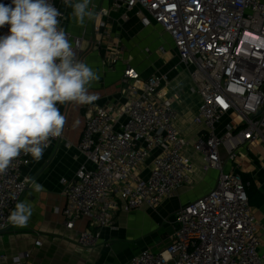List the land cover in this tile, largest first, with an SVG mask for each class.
Listing matches in <instances>:
<instances>
[{"label":"built area","instance_id":"2783aa9c","mask_svg":"<svg viewBox=\"0 0 264 264\" xmlns=\"http://www.w3.org/2000/svg\"><path fill=\"white\" fill-rule=\"evenodd\" d=\"M100 1L109 7L92 5L100 19L91 33L98 46L105 44L106 66L118 63L120 53L108 27L112 11L136 9L143 26L156 24L169 35L179 61L189 69L188 92L199 100L192 119L200 128L193 153L200 156L203 171L218 172L213 188L177 210L171 243L158 251L142 249L127 264H264L246 195L249 181L240 173L243 158L253 160L264 152V0ZM50 2L62 13L60 26L81 61L87 35L66 28L63 0ZM8 29L0 28V36ZM164 80L158 74L141 79L127 64L121 78L125 100L82 114L76 149L83 161L73 177L60 180L65 204L54 209L68 230L87 221L76 233L81 249L96 247L100 229L112 226L120 211L156 208L191 183L193 156L185 152L189 143L176 125L180 112L174 104L182 102L181 95L165 96ZM60 112L66 118V111ZM65 131L66 123L45 149L63 141ZM149 157V175L139 178L136 172ZM31 161V155L21 153L0 174V231L11 224L8 216L31 182L23 175ZM19 260L14 258V264ZM5 261L1 256L0 264Z\"/></svg>","mask_w":264,"mask_h":264},{"label":"crops","instance_id":"0c3cea01","mask_svg":"<svg viewBox=\"0 0 264 264\" xmlns=\"http://www.w3.org/2000/svg\"><path fill=\"white\" fill-rule=\"evenodd\" d=\"M92 5L109 7L108 3L100 0H91L89 7L93 10ZM65 12L66 19L70 16L74 18L70 7H66ZM124 15L127 19L123 18ZM94 19L90 20L92 26L100 19L97 13ZM107 21L110 36L116 35L118 38L119 61L114 66H106L102 61L105 44L98 46L94 42L92 27L83 31L87 38L83 42L81 61L99 75V80L93 81L89 88V92L99 98L86 105L72 102L79 115L76 116L74 131L69 134L66 115L64 140L45 149L39 160L32 158L30 165L23 169V175L28 176L31 182L21 202L31 207L32 215L27 226L10 224L0 231V257H6L1 264H14L16 257L20 258L19 264H127L142 249L158 251L170 244L177 226V210L206 194L217 181L218 172L203 171L200 156L192 150V143L200 133V128L192 122L199 100L188 92L189 69L179 61L169 35L156 24L143 26L136 9L112 11ZM127 64L140 73L141 79L152 74L164 77L162 92L165 96L171 97L175 91L180 93L182 102L174 104L180 112L176 125L189 143L185 152L193 156L194 174L189 185L177 189L158 207L142 206L130 212L120 211L112 226L100 229L96 247L81 249L76 243V233L87 225V221L79 220L72 230H68L64 227L61 214L54 212L55 208H62L65 204L60 180L73 177L83 161L76 149L83 127L80 125L78 128L80 109L123 102L125 97L121 92V78ZM70 105L61 104L59 109H64L68 114ZM65 141L72 143V146L66 147ZM241 161L240 173L255 189L247 190V195L251 197L250 205L258 228V250L264 254V152L253 160L243 158ZM151 166L152 157H149L136 172L138 177H148ZM37 185L40 186L39 190Z\"/></svg>","mask_w":264,"mask_h":264},{"label":"clouds","instance_id":"9594fccd","mask_svg":"<svg viewBox=\"0 0 264 264\" xmlns=\"http://www.w3.org/2000/svg\"><path fill=\"white\" fill-rule=\"evenodd\" d=\"M63 3L81 26L96 16L91 0ZM61 16L50 0L0 3V28L9 26L0 36V174L21 153L39 160L51 138L61 136L66 118L58 104L86 105L99 98L89 92L99 75L76 58ZM31 215V207L19 202L8 221L25 227Z\"/></svg>","mask_w":264,"mask_h":264},{"label":"rangeland","instance_id":"374dc122","mask_svg":"<svg viewBox=\"0 0 264 264\" xmlns=\"http://www.w3.org/2000/svg\"><path fill=\"white\" fill-rule=\"evenodd\" d=\"M93 20H95V19H93ZM64 23H65L66 28L67 29L70 28L72 33H74L76 35L82 34V32L85 29L92 27V24H93V23L91 24L90 20H86V23L83 26H81L71 16L69 18H67L64 21ZM82 56H83V54H82ZM74 108H75V104L71 103V105L69 107V110H68V114H67V126H68L67 130L69 131V134H71L74 131V127H75V125L77 123L76 116L79 117L78 113L76 112V110ZM79 112H80L81 116H80V119H79V122H78V128H80V125L83 126L82 114H83L84 110L80 109ZM81 120H82V122H81Z\"/></svg>","mask_w":264,"mask_h":264},{"label":"trees","instance_id":"16d2710c","mask_svg":"<svg viewBox=\"0 0 264 264\" xmlns=\"http://www.w3.org/2000/svg\"><path fill=\"white\" fill-rule=\"evenodd\" d=\"M253 190V191H255V189H253V186H252V184H251V182H249V185H248V187H246V195H247V190ZM247 198H248V203H249V205L251 204V197H249L248 195H247ZM251 206V205H250Z\"/></svg>","mask_w":264,"mask_h":264}]
</instances>
